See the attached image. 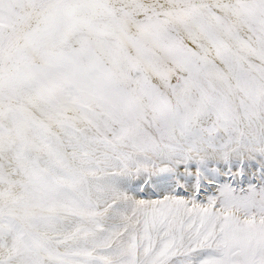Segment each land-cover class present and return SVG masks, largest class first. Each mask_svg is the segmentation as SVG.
<instances>
[{"label": "snow or ice", "instance_id": "obj_1", "mask_svg": "<svg viewBox=\"0 0 264 264\" xmlns=\"http://www.w3.org/2000/svg\"><path fill=\"white\" fill-rule=\"evenodd\" d=\"M0 264H264V0H0Z\"/></svg>", "mask_w": 264, "mask_h": 264}]
</instances>
